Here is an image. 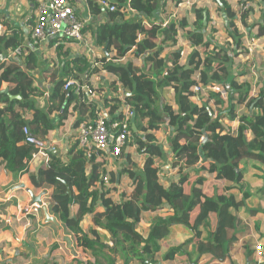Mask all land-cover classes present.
Returning a JSON list of instances; mask_svg holds the SVG:
<instances>
[{"label": "trees", "instance_id": "obj_1", "mask_svg": "<svg viewBox=\"0 0 264 264\" xmlns=\"http://www.w3.org/2000/svg\"><path fill=\"white\" fill-rule=\"evenodd\" d=\"M165 1L173 0H163L162 5ZM159 2L112 0L116 10L106 12L107 20L93 34L95 45H106L107 53L101 52L95 63L84 56L64 61L44 108L36 104L34 98L39 88L26 71L38 66L34 52L24 53V68L12 60L0 67V85L6 83L8 90L1 93L0 89V165L10 171L24 167L36 151L33 145L24 142L23 126L45 140L74 113L79 117L94 116L92 99L84 94L77 98L71 90H63L70 69L74 78L87 70L86 86L94 89L90 75L98 76L102 70L109 73V93L102 100L107 115L111 119L121 118L124 104L135 116V130L130 128L131 140L124 148L135 145L144 156L141 167L130 151L123 148L120 157L127 164L117 172L106 170L102 157L86 160L74 142L64 157L49 150V167L38 172L37 186L41 185L43 176V181L52 187L51 212L73 233L77 245L90 253L91 259L73 260V264H162L177 254L190 259V245L194 246L197 259L207 254L226 257L236 241L234 234L228 233L233 225L232 211L246 199L237 198L238 182L236 185L226 182L237 180L244 160L264 164V84L253 96L252 86L230 72L233 59L243 53L246 30H242L239 20L244 21L248 9L236 12L223 0L220 2L221 11L228 19V38L224 45H219L205 39L210 16L195 2L188 7L191 24L185 15L170 20L166 28L125 18L126 10L131 9L150 19ZM88 4L91 12L101 11L92 0ZM180 31L193 47L187 55V68L180 62L181 49L177 45ZM257 35H264V24L258 28ZM21 45L20 34H0V52L14 51ZM128 53L134 58L144 56L147 67L144 69L129 58L125 60ZM123 59L124 62H119ZM195 85L202 89L192 99ZM120 86L122 94H119ZM215 86L227 91L226 99L214 90ZM158 89L171 91L172 100L160 101ZM26 110L29 117L24 114ZM239 110L236 129L225 128L222 112L233 119ZM164 125L172 131L168 153L174 155V161L169 171L178 176L167 186L159 180L156 164L165 155L156 136ZM201 159L207 161L202 169L213 175V179L189 171ZM88 166L92 168L87 172ZM105 173L109 174L108 186L101 177ZM125 180L129 185L117 194V186ZM163 204L169 208L170 215L166 218L164 214L157 215L151 220L149 230L139 231L144 213L156 211ZM201 227L206 230L203 237ZM223 234L219 256L212 249ZM169 240L178 243L161 252V243ZM250 246L255 248L256 243L249 242L248 258L253 253Z\"/></svg>", "mask_w": 264, "mask_h": 264}, {"label": "crops", "instance_id": "obj_2", "mask_svg": "<svg viewBox=\"0 0 264 264\" xmlns=\"http://www.w3.org/2000/svg\"><path fill=\"white\" fill-rule=\"evenodd\" d=\"M39 1L0 0V34H12L15 32L22 37L20 53H13V51L8 50L0 52V67L5 61L12 60L24 68V53L34 52L38 66L36 69L26 71L32 78L34 85L39 88L38 93H43L42 98H39L36 104L40 108H44L47 105V96L51 91L53 82L60 76L64 61L76 56H84L89 62L95 63L93 62L95 58L103 52V47L95 45L93 34L96 27L107 20V11L101 9L98 13L91 12L88 4L90 0H69L77 16L83 22L82 33L84 42L78 43L63 38L55 39L49 36L41 41L37 48H34L30 44L29 34L35 24L36 8ZM109 1L111 2L112 0ZM177 1H165V5H162L163 0H160L159 8L150 19L131 9L126 10L125 18L143 21L147 24H160L161 28H166L170 20H175L179 16L185 15L191 24V10L188 9L190 5L188 3L185 4L184 0ZM190 1V3L195 2L198 7L205 8V13L207 11L210 16V23L205 30V39L214 41L219 45H224V42L228 38L226 31L228 19L225 17L224 12L221 11L223 5L220 2L222 0ZM223 1L236 12H239L241 2L244 0ZM248 2L249 7L245 19L242 23L239 20L240 27H244L246 30L243 37V53L233 59L230 72L232 76H237L239 81H247L252 86L253 91H257L264 84V36H256L258 28L264 24V0H248ZM179 3H181L180 6L174 8V5H178ZM161 37L162 35L159 36V38ZM251 37L256 39L257 46L254 51L248 52L246 41ZM177 45L184 51L180 62L186 65L187 55L193 47L186 42L183 31L178 32ZM128 58L140 67H147V64L145 66L144 56L134 58L128 53L125 60ZM119 62H124V59ZM72 72L70 69L69 77H73L70 76ZM110 78V74L103 70L100 75H90L89 77L95 89L93 87L90 88L96 92L95 97L92 99L95 111L100 108L107 113L103 107L102 100L109 93L108 82ZM78 79L82 83L81 79ZM86 79L87 73L85 76V86ZM4 88H6V83L2 82L0 89ZM99 93H101L100 96L98 95ZM122 93L123 88L120 86L119 94ZM241 110L235 113L236 115L233 119L227 118L225 113L222 112V123L225 128L230 130L236 129L238 126L237 119ZM120 111H123V114L126 115L128 111L127 106L123 104ZM24 114L27 117L30 115L27 110ZM89 117L93 116L86 114L83 117H79V115L74 113L63 127L53 130L48 135L45 139L47 142L45 150L42 152L36 150L31 153L30 160L21 169L10 171L0 165V264H73V260L85 261L91 259L90 253L77 245L73 233L51 212L50 205L54 203L52 187L43 181V176L41 177V185L37 186L36 183L39 180V170H47L49 167L48 151L52 150L55 154L64 157L74 142L76 143L77 125ZM171 135V128L165 125L156 134L157 143L161 144L165 154L163 159H158L156 162L159 167V180L165 186L178 177L173 171H169L170 164L174 161V155H169L168 153ZM133 148H136L134 144L124 149L130 151L133 160L141 167L144 156L138 153L134 157ZM119 158L122 157L119 156L117 159L111 157L108 165L107 163L104 164V168H108L107 170L113 172L119 171L123 165L127 164L125 158H122V161ZM101 160L103 161L104 158ZM206 162L205 159H201L189 171L191 173L206 175L208 179H213V175L209 176L202 169L206 166ZM201 164H205V166H201ZM120 165L122 166L120 167ZM240 167L241 174L237 180L235 182L227 180L226 182V184L233 183V185H236L238 182L237 198L240 200L243 197L246 198L240 201V206L237 209L232 211L233 225L229 227L228 233L230 235L234 234L236 241L231 244L228 255L226 257H214L212 254H207L197 259V254L193 251L194 246L190 245L189 251L192 252L190 259L184 255L177 254L173 259L165 261L162 264H264V256L260 262H257L255 248L251 246L250 248L253 253L249 258L247 257L249 255L247 251L249 250L248 244L250 241L253 240L256 245L264 244V164L255 163L253 159H248L244 160ZM91 168V166H88L87 172ZM161 172L163 175H160ZM129 183L125 180L122 184L118 185L116 193L119 194L124 191ZM44 191L45 193L42 194ZM32 194L41 195V201L45 203L49 216L54 217V222L46 218L44 208L37 212L29 213L22 210L23 204L30 201V199L33 200ZM168 210L169 208L163 204L156 211L144 213L143 218L138 224L139 231L145 232V230H149L151 220L157 215L164 214L165 218L168 217L170 215L168 214ZM200 229L202 231L201 237L205 236L206 230L203 227ZM182 235L186 237L187 234L182 233ZM224 237L225 234L215 243L213 251L219 253V244ZM176 243H178L177 240L162 242L161 252L169 245ZM119 264L122 263L120 262Z\"/></svg>", "mask_w": 264, "mask_h": 264}, {"label": "built area", "instance_id": "obj_3", "mask_svg": "<svg viewBox=\"0 0 264 264\" xmlns=\"http://www.w3.org/2000/svg\"><path fill=\"white\" fill-rule=\"evenodd\" d=\"M101 9L109 12L116 10V6L109 0H92ZM239 9L244 11L248 9L249 2L244 0L241 2ZM180 5V3H179ZM1 29V26H0ZM83 22L77 16L75 10L69 3V0H40L36 8V20L34 26L30 30V41L34 48H37L41 41L46 37L63 38L78 43L84 42L83 39ZM247 50L251 52L257 46L256 39L251 37L246 41ZM20 53V47L16 48L13 53ZM184 53L180 51V56ZM94 62V61H93ZM166 74V73H164ZM202 89L200 85L193 86L191 90V98L195 99L197 93ZM64 91H72L77 98L82 94L93 99L96 92L83 85L78 78L68 77L63 84ZM214 90L219 92L220 95L226 99L228 94L227 91L222 87L215 86ZM255 96L256 91H253ZM0 107L2 103L0 102ZM133 115L130 111L119 119H111L107 113L102 109L98 108L94 112L93 117L84 119L77 125L76 130V144L77 148L84 154L86 160H92L93 158H104V164L110 162V158L117 159L122 149L130 141V118ZM22 134L24 142L26 144L33 145L37 151H44L47 142L32 134L28 126L22 127ZM49 147V145H48ZM108 169V168H107ZM106 169V170H107ZM102 181L105 185L109 184V174L105 173L102 176ZM45 207V203H37L30 199L22 205V210L26 213L37 212ZM264 256V244H257L255 246V257L257 262H260Z\"/></svg>", "mask_w": 264, "mask_h": 264}, {"label": "water", "instance_id": "obj_4", "mask_svg": "<svg viewBox=\"0 0 264 264\" xmlns=\"http://www.w3.org/2000/svg\"><path fill=\"white\" fill-rule=\"evenodd\" d=\"M102 51H103L104 53H107V46H106V45L103 46ZM187 67H188V63H186V65H185V68H187ZM86 73H87V70H86L85 72H83V73L77 74V76L81 79L83 85H85V76H86ZM7 91H8L7 88H4V89L1 90V93H7ZM12 97H13V96H10V98H12ZM17 97H18V96H17ZM134 120H135V116H134V114H133V115L131 116V118H130V121H131V128H132L133 130H135V123H134ZM43 193H45V191L42 192V194H43ZM67 193L70 194L69 189H67ZM32 196H33V200H34L35 202H37V203H41V195H33V194H32ZM43 208H44V212H45L46 218H47L48 220L54 222L55 219H54V217L49 216V214H48V212H47V208H46V207H43Z\"/></svg>", "mask_w": 264, "mask_h": 264}, {"label": "rangeland", "instance_id": "obj_5", "mask_svg": "<svg viewBox=\"0 0 264 264\" xmlns=\"http://www.w3.org/2000/svg\"><path fill=\"white\" fill-rule=\"evenodd\" d=\"M186 3L185 4H191L190 2V0H184ZM183 1V2H184ZM171 4V3H170ZM181 4V3H180ZM176 6H180L179 4L178 5H174V8L176 7ZM182 12H183V10H182ZM173 16V15H172ZM242 30L244 31V27H242ZM245 34V33H244ZM257 37H260V36H258V35H256ZM261 36H264V35H261ZM145 66H146V63H145ZM143 68H145V67H143ZM50 81H52V80H50ZM157 93H158V96H159V100L160 101H171L172 100V93H171V91H168V90H166V89H158L157 90ZM42 96H43V93L42 92H40L37 96H36V98H35V100L37 101L39 98H42ZM129 138H131V134H130V136H129ZM133 139V138H132ZM127 148V147H126ZM134 150V157H136L137 156V154H138V152H137V150H136V148H133ZM123 158V157H122ZM122 158H119V160L120 161H122L123 159ZM140 164V163H139ZM117 166V165H116ZM122 165H120V167H121ZM138 166V165H137ZM201 166H205V164H201ZM135 169H138V167H136ZM160 175H163V173L161 172L160 173Z\"/></svg>", "mask_w": 264, "mask_h": 264}]
</instances>
